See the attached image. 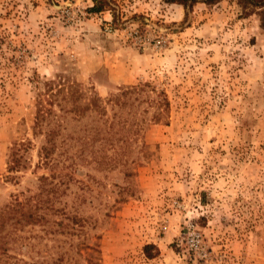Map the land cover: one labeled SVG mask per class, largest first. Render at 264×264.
<instances>
[{"label":"rangeland","instance_id":"374dc122","mask_svg":"<svg viewBox=\"0 0 264 264\" xmlns=\"http://www.w3.org/2000/svg\"><path fill=\"white\" fill-rule=\"evenodd\" d=\"M107 2L113 20L92 0H0V210L17 199L37 215L0 216V263L264 264V7ZM55 74L100 98L149 82L167 117L124 166L85 153L49 168L31 124L34 81Z\"/></svg>","mask_w":264,"mask_h":264},{"label":"trees","instance_id":"16d2710c","mask_svg":"<svg viewBox=\"0 0 264 264\" xmlns=\"http://www.w3.org/2000/svg\"><path fill=\"white\" fill-rule=\"evenodd\" d=\"M107 1L92 0V4L85 10L91 13L104 10L110 12ZM162 1L181 5L186 13L196 3L210 4L215 0ZM237 4L241 9L248 6L261 9L264 7V0H237ZM110 15L113 20V13L110 12ZM34 82L38 91L34 97L35 111L31 129L33 135H42L37 155L39 163L49 168L57 166L60 162L58 156L88 162L83 157L85 153L90 154V161L96 166L105 167L111 163L124 166L131 143L147 122H158L167 117L169 104L163 90H157L149 82L116 86L105 98H100L95 92L83 96L73 80L59 74L43 81L36 78ZM39 83L41 88L38 87ZM149 109L151 112L148 115ZM28 145V139L12 142L7 159L8 171L14 172L24 167L23 153ZM107 151H110L112 157L106 156ZM54 177L61 179L63 174L53 173L49 177L41 175L39 179L47 182ZM22 207L14 199V202L0 210V216H37L30 209L31 206L25 211ZM0 244L2 245L1 242ZM149 247L148 244L143 246L146 255Z\"/></svg>","mask_w":264,"mask_h":264}]
</instances>
